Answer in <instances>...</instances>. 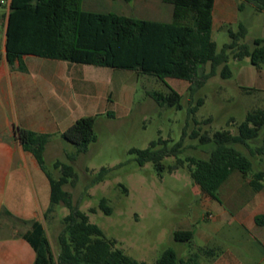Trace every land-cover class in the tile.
<instances>
[{
  "label": "rangeland",
  "instance_id": "obj_1",
  "mask_svg": "<svg viewBox=\"0 0 264 264\" xmlns=\"http://www.w3.org/2000/svg\"><path fill=\"white\" fill-rule=\"evenodd\" d=\"M221 6V0H215L212 38L218 51L229 43L227 29L235 32L239 24L246 29L241 43L252 47L257 38L264 43V11L256 10L244 0H226L225 12ZM80 9L137 19H151L158 13L166 22L170 21L171 6L160 0H82ZM2 10L4 6L0 4V12ZM2 34L0 27V50ZM227 66L230 78L221 79L217 74L193 95L183 80L165 78L161 81L147 74L105 68L101 99L94 111L99 113L95 116V140L74 161L66 159L65 154L74 151L69 143L63 141L61 148L48 150L45 165L53 178L59 177V171L53 168L56 161L70 165L76 174L73 187L63 186V190L71 195L73 206L107 239L114 240L117 249L137 262L154 264L168 248L175 251L178 258L186 259L198 254L199 248L207 249L221 243L230 246L233 242L226 239L227 232L236 234L242 242V246H235L239 253L254 257L264 255L263 239L255 232L235 228V225L229 228L218 219L223 208L236 206L239 202L232 198L234 191L251 190L244 177L242 179L238 171H233L218 188L217 200H214L199 191L185 162L189 157L207 159L214 148L212 143L202 145L198 138H190L192 131L200 135L206 133L209 137L224 130L236 135L237 126L245 120L247 113L264 109V62L254 67L248 58L234 60L230 57ZM167 87L181 96L180 110L160 107L148 95L152 91L165 93ZM199 99L202 103L189 115V109L196 106ZM208 119L210 121L206 122ZM158 139L168 141L166 149H172L182 140L181 153L161 159L164 166L161 173L153 162L139 165L131 153L132 149H146ZM263 140L264 126L258 138L248 142L247 146L235 145L251 161L249 177L264 171ZM178 160L183 164L169 171ZM101 169L107 172L93 183L100 177ZM103 199L110 209L109 215L100 209ZM69 212L64 205L58 204L44 218L54 259L59 252L62 220ZM182 230L192 232L190 242L174 240L173 234ZM199 256L205 257L200 253ZM262 258L261 264H264Z\"/></svg>",
  "mask_w": 264,
  "mask_h": 264
},
{
  "label": "trees",
  "instance_id": "obj_2",
  "mask_svg": "<svg viewBox=\"0 0 264 264\" xmlns=\"http://www.w3.org/2000/svg\"><path fill=\"white\" fill-rule=\"evenodd\" d=\"M244 1L251 3L258 11H264V0ZM80 2L10 0L4 41L6 63L12 65L18 61L19 70L23 71L21 57L36 56L71 64L132 71L137 75L154 76L161 81L165 78L186 81L188 91L193 95L217 74L221 79L231 77L227 66L230 57L234 60L248 58L254 67L264 62L262 39H255L252 47L241 43L246 34L242 24L238 25L235 32L227 29L229 43L217 50L212 38L214 0H162L171 6L170 22L85 11L80 9ZM148 95L160 107L181 109V96L169 87L165 93L152 91ZM201 103L199 99L188 114H193ZM95 120V116L81 117L61 133V139L74 147V151L65 154L67 160L74 161L95 140ZM263 126L264 109H261L246 114L245 120L237 126L236 135L226 130L215 132L211 137L206 133L200 135L197 131L190 133V138H198L200 144L214 145L207 159H185L190 176L202 194L217 200L218 188L233 171H238L243 177L251 172L250 159L241 154L235 145L247 146L248 142L258 138ZM15 137L21 149L33 156L48 181L49 206L44 218L58 204L70 211L62 220L56 259L43 225L35 221L30 223V229L22 237L35 252L33 264H145L117 249L114 240L107 239L97 226L90 224L87 217L73 206L71 195L63 190L64 185L73 187L76 184L73 168L56 161L53 168L59 171V177L53 178L47 171L43 154L49 135L17 128ZM167 142L158 139L146 149H132L131 153L139 165L153 162L161 173L164 170L161 159L181 153L182 140L172 149H166ZM180 164L183 163L178 160L177 165L170 167L169 171ZM106 172V169H101L100 177L92 182L101 180ZM263 179L264 172L258 171L253 173L248 184L252 190L260 191ZM100 209L110 214L104 199L100 202ZM3 213L11 217L7 211L3 210ZM173 238L178 242H190L192 232L176 231ZM214 252L199 248L198 254L181 259L168 248L154 264H197L199 253L208 256Z\"/></svg>",
  "mask_w": 264,
  "mask_h": 264
},
{
  "label": "crops",
  "instance_id": "obj_3",
  "mask_svg": "<svg viewBox=\"0 0 264 264\" xmlns=\"http://www.w3.org/2000/svg\"><path fill=\"white\" fill-rule=\"evenodd\" d=\"M9 2L0 1L4 6L0 12L3 33L0 50V264H33L35 252L22 235L30 229L32 221L44 227L49 185L33 156L19 146L15 131L22 128L49 135L43 154L46 161L48 150L61 148V133L77 119L99 115L94 111L101 99L105 68L36 56L21 57L23 71L19 70L18 61L8 65L4 41ZM221 3L225 12L226 0H221ZM169 14L171 21L172 9ZM144 20L165 22L158 13ZM108 118L115 119L114 116ZM250 179L248 175L244 177L247 186ZM232 198L239 202L236 206L223 208L218 216L222 225L229 228L235 225V228L255 232L264 242V186L260 191H234ZM3 210L11 217L6 216ZM225 237L233 242L232 245L221 243L207 248L215 252L200 257L197 264H261L263 254L256 257L241 254L235 247L242 246L236 234L227 232ZM261 245L264 251V245Z\"/></svg>",
  "mask_w": 264,
  "mask_h": 264
}]
</instances>
